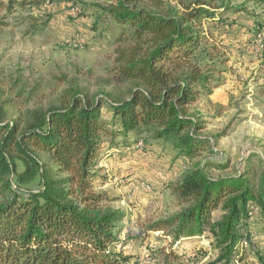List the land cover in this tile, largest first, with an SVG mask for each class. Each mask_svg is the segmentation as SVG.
Listing matches in <instances>:
<instances>
[{"label":"trees","instance_id":"obj_1","mask_svg":"<svg viewBox=\"0 0 264 264\" xmlns=\"http://www.w3.org/2000/svg\"><path fill=\"white\" fill-rule=\"evenodd\" d=\"M8 1L9 8L28 0ZM179 3L180 12L166 0H111L104 7L132 33V43L116 52V81L131 86L128 98L92 99L71 89L60 106L26 110L14 121L0 104V264H138L121 248L117 228L125 212L104 207L107 197L95 192L106 139L161 141L190 159L213 151L190 109L209 85L193 59L205 41L204 22L215 15L205 0ZM256 173L212 179L201 166L187 172L172 186L184 209L150 228L171 239L153 258L199 264V249L187 255L173 247L207 237L216 252L207 264H244L255 223L249 206L264 219V176L250 181Z\"/></svg>","mask_w":264,"mask_h":264},{"label":"rangeland","instance_id":"obj_2","mask_svg":"<svg viewBox=\"0 0 264 264\" xmlns=\"http://www.w3.org/2000/svg\"><path fill=\"white\" fill-rule=\"evenodd\" d=\"M110 1L28 0L8 8L9 1L0 0L7 8L0 10V104L11 121L26 110L60 106L71 89L92 99L129 97L131 86L116 81V52L132 43V33L104 12ZM166 1L169 9L183 10L179 0ZM205 1L215 18L204 22L205 41L193 61L209 85L190 116L202 125L199 136L210 141L213 151L190 159L161 141L144 140L143 150L127 151V145L138 143L136 136H129L128 143L108 138L94 185L97 194L107 197L104 207L125 212L117 228L121 248L138 264H160L162 258L153 254L171 247V239L150 228L184 209L172 186L187 172L201 166L212 179L250 169L257 172L250 181L264 176V0ZM103 114L111 116L108 105ZM41 160L49 166L47 157ZM141 182L151 189H138ZM254 222L244 264H260L258 257L264 258L260 213ZM173 248L187 255L199 249V264L216 257L207 237Z\"/></svg>","mask_w":264,"mask_h":264},{"label":"built area","instance_id":"obj_3","mask_svg":"<svg viewBox=\"0 0 264 264\" xmlns=\"http://www.w3.org/2000/svg\"><path fill=\"white\" fill-rule=\"evenodd\" d=\"M131 149L143 150L144 143L140 141L134 147L127 149V151H130ZM137 188L143 191H149L151 189L150 185L147 184L146 182L139 183ZM247 211H248L247 213H248V217L250 218V220H254L255 217L260 213V210L256 205H250ZM245 245H247V243H245Z\"/></svg>","mask_w":264,"mask_h":264},{"label":"crops","instance_id":"obj_4","mask_svg":"<svg viewBox=\"0 0 264 264\" xmlns=\"http://www.w3.org/2000/svg\"><path fill=\"white\" fill-rule=\"evenodd\" d=\"M247 68V67H246ZM245 68V69H246ZM249 70H251V66H250V68H249ZM126 167H124V169H125ZM156 173V172H155ZM135 174V173H134ZM157 175V178L160 176V174H156ZM137 177H138V175H137ZM132 181V180H131ZM156 184H159L158 182H156Z\"/></svg>","mask_w":264,"mask_h":264}]
</instances>
